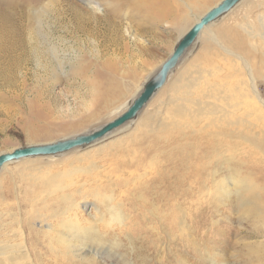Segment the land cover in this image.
<instances>
[{
	"label": "rangeland",
	"instance_id": "obj_1",
	"mask_svg": "<svg viewBox=\"0 0 264 264\" xmlns=\"http://www.w3.org/2000/svg\"><path fill=\"white\" fill-rule=\"evenodd\" d=\"M220 1L0 0V153L68 137L116 117L179 39ZM199 39L125 130L64 155L6 165L0 171V236L22 227L33 238L55 223L61 195L45 179L60 174L81 201L84 225L92 226L98 209L103 211L95 194L114 193L111 204L126 214L123 230L100 224L109 232L102 233L103 242L71 244L79 264H213L207 250L217 252V264H264V164L251 156L245 162L256 167L248 181L245 167L229 175L249 185L239 188L231 178L228 184L238 190L227 204L210 206L195 188L198 192L178 199L182 208L172 217L162 215L161 202L162 214H153V202L166 188L163 174L172 179L199 140L192 129L168 125L174 101L186 97L177 84L206 76L227 91L224 83L243 76L242 56L264 94V0H242ZM193 92L206 98V90ZM257 129L253 147L264 154V132ZM145 172L146 181L132 186Z\"/></svg>",
	"mask_w": 264,
	"mask_h": 264
},
{
	"label": "bare ground",
	"instance_id": "obj_2",
	"mask_svg": "<svg viewBox=\"0 0 264 264\" xmlns=\"http://www.w3.org/2000/svg\"><path fill=\"white\" fill-rule=\"evenodd\" d=\"M200 18L197 21H199ZM208 26L209 25L204 27V29ZM200 35L196 43L190 47L188 52L191 53L194 50V46L196 47V44L200 41ZM212 38L219 44V46L224 48V50L230 52V50H228V48L220 42V39L216 34L213 33ZM186 58L187 57L184 56L183 59ZM240 60H242L243 66H240L239 68L240 70H243V76L240 77L239 80L236 79L234 81L224 83L223 86L227 91L223 90L222 86H217L218 81H215L216 83H211V80H209L206 76L204 79L199 81L195 79L192 82H188L183 85L177 84L184 91L183 93L186 97L184 99L182 97L181 99L174 101L173 109L170 110L168 117L166 118L169 121L168 125L174 128L180 127L182 129H192L199 135V140L196 141L195 145L188 152L189 156L185 160L179 162L180 165L175 168V173L173 174L172 179L170 176L165 177L164 174L163 177L160 176L165 184L166 182L167 184L166 188L162 189V192L158 191L160 193V199L153 202L154 209L152 210L153 214H155L154 216L162 214L158 206V202H161V204L169 210V212H166V208H164L165 213L162 215L165 214L164 216L170 215L172 217V213L175 209L178 210L182 208V204L180 203L179 205L178 199L190 193L193 195L195 192H198L194 191L195 188L199 190L200 194H197L198 197L206 198L210 206H214L218 203L227 204L231 200L228 195H230L233 190H238L236 187L232 188V184L239 188L240 183H242L245 188L249 185L248 182L242 181L241 177L239 180H236L235 174L232 175V177H229V175L233 172H239L245 167L246 180L248 181L250 170L256 167V164L258 163L264 164V154L253 147L255 142L252 140L253 134H255L258 130L257 128L260 129L259 131L264 132V94L261 93L258 86V77L252 74V66H250V64L246 62L245 58L242 56H240ZM180 64L174 69V71L180 66ZM172 73L168 76V79L162 88L169 82L172 77ZM252 75L255 77L254 83L249 79V76ZM142 88L143 86L138 93L141 92ZM205 90L207 92L204 93L206 97L205 99H198L194 97L195 93L193 91L204 92ZM132 101L121 109V113H119L116 117L122 114L129 107ZM148 104L142 109L138 116H140ZM138 116L130 122L124 124L115 132H120L128 128L131 125V122L135 121ZM114 118L100 125H104ZM109 136L107 135L106 138ZM52 156L54 157L55 155ZM250 156L251 158H255L254 163L256 164L252 166L245 162V160ZM33 158L38 157H26L24 159ZM13 162H6L0 171L5 168L6 165ZM139 162L140 161H138V164ZM176 163L178 162H175L174 164ZM72 170L74 171L75 169ZM147 173L148 172H145L144 174H137L134 178L132 186L137 187L139 183H144L146 181L144 175ZM262 175L263 174L261 172L258 177H262ZM59 177H56V179H45V182L55 186L56 190L61 195L60 198L63 205L58 210V213L55 214V223H49V228H46L42 231V233L33 236V238L29 237L30 233L22 227H17L16 231L12 230L13 232L7 233L4 231V234L0 236V264H79L80 262H78L77 258L80 255L77 250L73 249V246L71 245L72 243H83L89 241L90 239H94L95 242L99 243L103 242L104 236L102 233L104 234L105 232H102L99 228L102 222L110 227L113 226V224H118L120 227L122 225L120 229L123 230V221L126 218V214L122 207L120 210L118 206L111 204V202L115 200L114 193L110 195L95 194V197L101 203L103 211L98 209L99 212L94 215L93 225L86 226L83 223L84 219H82V215L78 211L80 209L81 201L76 198V194H73V190V192L68 190L72 188V186L67 183L66 178L64 179ZM154 178H156L155 175L152 179ZM168 180L171 181L168 182ZM231 180L233 181L232 184H228ZM126 182L124 183L126 184ZM80 188L81 187H77L76 192H80V190H82V188ZM238 193L239 195H242L244 193V189L238 191ZM162 201L164 203H162ZM105 215L108 216V219H105ZM183 219L184 218H181V223L184 222ZM86 221L88 222V220ZM164 227L165 226H163V228ZM184 228L187 229L185 226ZM31 231L33 232V230ZM90 232L95 234H90ZM119 244L120 243H118V245ZM206 253L207 258L215 264V259L218 256L216 255L217 252L207 250ZM83 264H85V262Z\"/></svg>",
	"mask_w": 264,
	"mask_h": 264
},
{
	"label": "water",
	"instance_id": "obj_3",
	"mask_svg": "<svg viewBox=\"0 0 264 264\" xmlns=\"http://www.w3.org/2000/svg\"><path fill=\"white\" fill-rule=\"evenodd\" d=\"M242 0H221L204 13L200 20L189 28L175 46L174 51L166 58L159 68L148 77L143 84L140 93L133 99L129 107L118 117L104 125L83 131L78 134L70 135L62 139L51 142L36 143L26 146L16 147L11 152L0 153V169L6 162H13L26 157H51L60 156L71 151L87 148L100 143L106 136L120 129L124 124L135 119L142 109L154 98L162 86L166 83L168 76L182 62L190 47L196 43L200 33L207 25L220 19L229 13Z\"/></svg>",
	"mask_w": 264,
	"mask_h": 264
}]
</instances>
